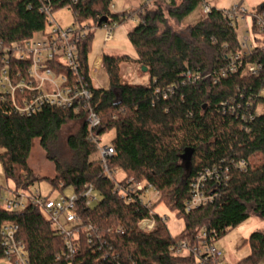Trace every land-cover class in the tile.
<instances>
[{
    "label": "trees",
    "instance_id": "obj_1",
    "mask_svg": "<svg viewBox=\"0 0 264 264\" xmlns=\"http://www.w3.org/2000/svg\"><path fill=\"white\" fill-rule=\"evenodd\" d=\"M114 0H0V44L11 47L43 31L44 5L53 12L69 8L75 22L121 26L136 18L128 32L136 57L104 53L102 65L109 88H95L90 77L89 54L95 31L79 41L81 76L93 90L89 101L101 123L93 133L105 135L112 129L115 153L109 158L111 171L122 170L136 181L152 183L160 199L151 208L141 202H126L115 191L116 181L107 175L102 162L93 159L97 148L89 138L85 112L46 105L31 115L15 110L10 95L0 87V162L14 190L29 189L48 180L64 193L66 188L80 194L91 184L101 200L85 205L79 199L81 224L75 229L77 251L57 259L65 243L41 207L28 204L12 211L0 205L1 230L5 222L19 226L17 237L25 244L30 264H196L192 255H175L172 246L182 240H195L205 228L219 241L227 232L251 216L264 220V50L256 47L245 63H262L252 76L222 71L230 56L240 50L235 25L224 11L212 7L182 34L169 20L182 23L185 17L207 0H142L134 8L112 10ZM242 3H238L240 6ZM264 10V2L258 6ZM106 19V21H101ZM0 51V77L4 67ZM137 64L147 83L124 80L120 65ZM16 62L12 67H16ZM29 92H17V101ZM234 110H231V108ZM70 122L80 127L69 133L61 147V131ZM38 140L48 160L55 166L53 177H41L31 167L29 157ZM191 154L192 168L185 180L180 156ZM67 156V157H66ZM241 162H244L243 166ZM216 167L218 177L209 179L205 192L213 190V201L192 210L185 208L192 183L205 169ZM50 196V195H49ZM163 202L185 222L183 230L172 235L167 223L156 213V226L143 231L138 223ZM250 253L235 264H260L264 259V232L245 239ZM4 258L0 243V260ZM205 264H213L211 261Z\"/></svg>",
    "mask_w": 264,
    "mask_h": 264
},
{
    "label": "built area",
    "instance_id": "obj_2",
    "mask_svg": "<svg viewBox=\"0 0 264 264\" xmlns=\"http://www.w3.org/2000/svg\"><path fill=\"white\" fill-rule=\"evenodd\" d=\"M204 17L212 10L208 2L202 5ZM113 8V5H112ZM226 9L224 14L235 25L240 40V50L230 56L228 68L222 71L225 76L229 73H240L242 77L256 75L262 68V63H245L244 60L256 47L264 50V10H248L242 5H235ZM42 11L46 13V25L43 31L33 37L11 47H3L4 67L0 77L1 90L10 95L16 111L23 115H31L40 111L46 105H54L70 108L75 113L85 112L89 138L97 148V159L105 168L107 175L116 181L115 191L126 202H141L151 208L160 199V192L152 183L136 181L133 177L117 179V171H111L108 167L109 158L115 153L111 142L103 141V135L95 134L92 130L101 123V118L94 106L89 102L93 98V90L81 76V62L79 59V41L88 30L95 28L85 24L76 23L73 26L64 27L58 23L50 4H45ZM116 25H104L103 41H112ZM16 62V67L12 64ZM102 69V60L96 59L94 68L89 74L93 87L102 88L97 78L98 70ZM97 79L98 83L94 82ZM29 92V96H23L22 102L17 101V92ZM264 95L262 89L257 96ZM231 110H234L232 107ZM244 162H241L243 166ZM218 177L216 167L207 168L200 173L192 183L191 197L186 201L185 208L192 210L200 205L213 201V190L205 192V184L209 179ZM8 191V196L3 192ZM79 199H83L85 205H93L101 200V194L93 185H85L82 193L70 191L61 193L57 198L42 195L40 192L30 193L24 190H14L0 186V205L7 210H22L28 204H35L42 208L51 220L54 228L63 237L65 250L57 259L68 256L77 251L75 239L78 231L75 229L81 224L78 212ZM156 211H150L149 216L143 218L138 227L143 231H151L156 226ZM166 222L167 216L159 214ZM19 226L12 222H5L1 230V246L4 258L9 264H30L25 244L17 237ZM216 239L210 236L204 228L195 240H182L172 246L175 255H192L196 264H205L211 261L213 264H228L224 253L217 245ZM0 260V261H2Z\"/></svg>",
    "mask_w": 264,
    "mask_h": 264
},
{
    "label": "rangeland",
    "instance_id": "obj_3",
    "mask_svg": "<svg viewBox=\"0 0 264 264\" xmlns=\"http://www.w3.org/2000/svg\"><path fill=\"white\" fill-rule=\"evenodd\" d=\"M142 0H114V12H120L126 9L137 7ZM207 2L216 8H230L242 3L241 5L247 8L248 10L257 9L264 0H207ZM203 7L202 5L197 7L194 11L188 14L182 23H178L173 19H170L169 22L172 25L173 29L182 33H188V27L190 25L196 24L203 17ZM55 20L60 23L62 26H73L76 25L75 16L71 9L62 8L57 10L53 14ZM134 20L138 22L136 18H133L130 21H127L121 26H118L114 30V39L110 42L105 43L103 41L104 29L96 28L95 34L92 40V50L89 54V66L90 70L94 68V63L99 56H102L104 53H114V54H127L131 57H136V52L134 47L128 39V32L134 27ZM136 22V24H137ZM92 28L96 26L91 25ZM144 71V70H143ZM120 72L124 78L132 83H147L148 76L146 71L143 73L140 71V68L137 64L133 62H124L120 65ZM97 78L101 84V87L104 89L109 88L110 82L109 78L105 72V69L102 65V69L98 70ZM95 83L97 79H94ZM264 107L260 106L259 111H263ZM80 127L79 123L70 122L67 124L61 131V147L65 155H70L68 148L64 145V139H66L69 133L76 131ZM115 135V130L112 129L107 134L103 135V141L106 143L111 142L112 137ZM67 157V156H66ZM93 159H97V155L94 154ZM29 162L34 171L41 177H53L55 175V166L54 163L47 159L45 151L41 148L39 141L36 140L32 151L29 157ZM117 179H123L127 177L122 170H117L115 174ZM0 186L9 187L10 189L15 188V184L12 180L6 179L3 172L2 164L0 162ZM71 189L68 187L65 189V193H69ZM30 193L40 192L42 195H50L51 198H57L62 192L59 189L53 190L50 182L48 180H41L36 183L29 189ZM8 196V191L3 192ZM155 211L158 214L166 215V223L169 228V231L172 235H177L183 230L185 222L183 219L178 218L175 211L170 210L163 202L158 203L155 207ZM263 231L264 232V220L255 216H251L240 226L227 232L218 242L217 245L221 248L224 253L225 261L228 264H235L244 257L248 256L250 253V247L248 244H244L246 238H248L253 232ZM0 264H9L5 261H0ZM260 264H264V259Z\"/></svg>",
    "mask_w": 264,
    "mask_h": 264
},
{
    "label": "water",
    "instance_id": "obj_4",
    "mask_svg": "<svg viewBox=\"0 0 264 264\" xmlns=\"http://www.w3.org/2000/svg\"><path fill=\"white\" fill-rule=\"evenodd\" d=\"M101 21H106V19H101ZM144 71H147V68H143ZM180 166L184 170V176L183 178L186 180L190 174L191 168H192V162H191V154L188 152H185L180 156Z\"/></svg>",
    "mask_w": 264,
    "mask_h": 264
},
{
    "label": "crops",
    "instance_id": "obj_5",
    "mask_svg": "<svg viewBox=\"0 0 264 264\" xmlns=\"http://www.w3.org/2000/svg\"><path fill=\"white\" fill-rule=\"evenodd\" d=\"M113 8H114V4H113ZM136 22H137V21H136V20H134V23H135V24H134V26L136 25ZM99 57H101V59H102V62H103V57H102V56H99ZM98 59H100V58H98Z\"/></svg>",
    "mask_w": 264,
    "mask_h": 264
}]
</instances>
